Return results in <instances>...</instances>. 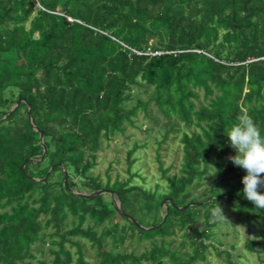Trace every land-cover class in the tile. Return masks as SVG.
I'll return each instance as SVG.
<instances>
[{
    "label": "trees",
    "instance_id": "trees-1",
    "mask_svg": "<svg viewBox=\"0 0 264 264\" xmlns=\"http://www.w3.org/2000/svg\"><path fill=\"white\" fill-rule=\"evenodd\" d=\"M261 57L264 0H0V264L44 254L46 244L54 257L40 264H92L89 241L95 264H193L209 247L238 264L211 229L218 206L249 226L264 221L243 174L231 181L242 168L226 161L238 116L252 115L264 135ZM151 105L166 119L165 138L181 124L196 128L180 138L179 172L168 174L158 155L163 191L132 183L144 180L139 172L114 182L94 175L103 140ZM145 240L141 253L121 249ZM246 246L255 250L251 238Z\"/></svg>",
    "mask_w": 264,
    "mask_h": 264
},
{
    "label": "rangeland",
    "instance_id": "rangeland-1",
    "mask_svg": "<svg viewBox=\"0 0 264 264\" xmlns=\"http://www.w3.org/2000/svg\"><path fill=\"white\" fill-rule=\"evenodd\" d=\"M141 98H146V93L140 94ZM134 103V102H133ZM150 115L144 110H140L136 117L135 125H127L126 131L122 134L113 136L110 139H104L102 148L97 153V165L93 169L94 175H100L106 181L108 176L114 182L117 178L126 180L130 173L139 172L144 177L135 176L132 183L142 185L144 188H155L160 185L159 190L165 189V181L161 178L159 170L158 155L160 156L164 168H169L168 174L178 173L182 160L183 150L180 138L183 131L191 132L195 127L188 128L181 124L180 132H171L165 138L166 130L169 128L165 121V117L151 105ZM163 141L160 145L159 142ZM138 144V149L134 154L136 161L129 168L127 161V152L134 144ZM231 155L226 156V161L231 164L228 159ZM213 170V168H210ZM130 170V172H129ZM240 173L243 177L246 171H234L229 174L232 182H236L235 176ZM214 177L209 173L201 181V185L195 189L196 193L203 191L213 181ZM223 196V195H222ZM117 205L119 201L116 200ZM226 219L215 218L216 224L212 227V242L218 247L220 251H232L235 260L238 264H264V221L260 219L259 227L247 225L238 214L234 212V208L229 210H222ZM251 238L255 242V250H249L246 246L247 239ZM173 239L175 245H179L183 240V232L177 233L170 237ZM85 241V240H83ZM90 241L86 242V259L92 264H95L97 257L94 249L90 246ZM70 247V243H66ZM150 247V241H143L140 243L126 242L121 249L131 251L134 248L137 253L143 252ZM73 251L76 250L72 246ZM188 247L183 248L186 251ZM45 253L34 251L36 256L34 258L26 259L20 264H40L39 259H45L49 263L53 260V254L48 249V244L44 246ZM76 257V256H75ZM193 264H227L226 256L219 255L213 247H209L206 251V258L204 260H196Z\"/></svg>",
    "mask_w": 264,
    "mask_h": 264
},
{
    "label": "clouds",
    "instance_id": "clouds-1",
    "mask_svg": "<svg viewBox=\"0 0 264 264\" xmlns=\"http://www.w3.org/2000/svg\"><path fill=\"white\" fill-rule=\"evenodd\" d=\"M226 134L236 152L228 159L246 171L242 178L245 198L257 208L264 209V191H261L264 189V135L261 133V125L252 115L244 112ZM213 216L226 219L220 206L213 211Z\"/></svg>",
    "mask_w": 264,
    "mask_h": 264
},
{
    "label": "water",
    "instance_id": "water-1",
    "mask_svg": "<svg viewBox=\"0 0 264 264\" xmlns=\"http://www.w3.org/2000/svg\"><path fill=\"white\" fill-rule=\"evenodd\" d=\"M22 100H23V98H20V99L17 101V104H19ZM5 118H6V117H4L3 119H5ZM3 119H1V120H3ZM35 129L38 130L37 127H35ZM43 138H44V132L42 131V132L40 133V140H41V142H42V144H43V146H44V153H43V154H45L46 151H47V147H46V145H45L44 142H43ZM105 191H106V190H100V191H97L96 193L91 194V195L100 194V193H103V192H105ZM81 195H83V196H87V194H85V193H84V194H81ZM166 200H167V199H164V200H163V203H165ZM116 208H117V210L120 211L123 215H125V216L131 218L132 221H134L136 224H139L135 218H133V217L127 215L126 213H124V212L121 210V204H120V203H119V205L116 206ZM182 208H185V207H182ZM165 218H166V217L163 218V221L165 220ZM163 221H162V222H163ZM149 228H153V227H149Z\"/></svg>",
    "mask_w": 264,
    "mask_h": 264
},
{
    "label": "built area",
    "instance_id": "built-area-1",
    "mask_svg": "<svg viewBox=\"0 0 264 264\" xmlns=\"http://www.w3.org/2000/svg\"><path fill=\"white\" fill-rule=\"evenodd\" d=\"M69 20H72V18H69ZM261 59H264V57H261Z\"/></svg>",
    "mask_w": 264,
    "mask_h": 264
}]
</instances>
